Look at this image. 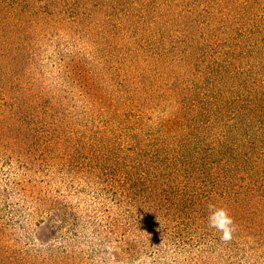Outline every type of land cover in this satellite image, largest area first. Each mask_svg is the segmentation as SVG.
Listing matches in <instances>:
<instances>
[{
	"label": "trees",
	"instance_id": "trees-1",
	"mask_svg": "<svg viewBox=\"0 0 264 264\" xmlns=\"http://www.w3.org/2000/svg\"><path fill=\"white\" fill-rule=\"evenodd\" d=\"M58 25L82 31L83 52L50 43L83 114L23 81ZM0 158L18 168L0 178V264H220L263 245L264 0H0Z\"/></svg>",
	"mask_w": 264,
	"mask_h": 264
},
{
	"label": "rangeland",
	"instance_id": "rangeland-1",
	"mask_svg": "<svg viewBox=\"0 0 264 264\" xmlns=\"http://www.w3.org/2000/svg\"><path fill=\"white\" fill-rule=\"evenodd\" d=\"M81 34H82L81 29L80 30L76 29V30L68 32L66 31V29L61 28L59 25L58 27H48L45 30V32L41 34V36L38 37L40 41L39 44L42 45L41 47H38V48L41 49L42 52L36 55V61L42 62L44 63V65L38 68V63H36L33 65V68L27 67L26 73L23 78V81H26V80H29L30 77H34L35 79L44 81L45 83L47 82V83L53 84L54 87L47 84L49 88H57V87L62 88V90H65L61 92L64 96L63 98L65 102L69 103V106L71 103H73V110L77 114H83V112H81L83 109L82 105L86 103V101L82 102L80 98L74 97V95L78 93V91H75V90H78V87H76L75 84H70L75 89L72 92H71L72 88L69 87L68 84L66 86V81L64 80L65 75L63 76L61 74L62 71L58 69L59 68V61H58L59 56L57 53H54L55 50L54 48L51 47L50 39H51V36H55L56 40L59 38H64L73 44L72 48L82 50L81 48H85V45L83 42L84 39L83 38L81 39ZM87 51H86V54L88 57H90ZM129 59L130 58H126L124 60L129 62ZM122 63L124 64V61H122ZM129 70L130 71H129L128 79L132 81L134 79V70H132L131 68H129ZM40 71L42 73H40ZM109 71L107 70V73ZM87 76L91 78V76H89L88 74ZM115 78H116V81H119V80L124 81L126 78V73L120 72V74L115 76ZM99 84H100L99 88L103 92H105V89H110V88H107V86L104 83L102 84L101 79L99 80ZM154 116H158V113L155 112ZM9 171L14 174H17L18 168L11 170L8 162L4 161L3 158H0V178L5 177L6 173ZM44 236L46 237V234ZM253 240H256V239L243 240L241 250L235 255H233L232 257L228 256L227 258H225V255H224V258L220 260V264H264V244L262 245L260 243H255L253 242ZM82 262L84 264H96L95 260L89 259V257H84ZM203 264H214V260L212 261L210 257H207L204 259Z\"/></svg>",
	"mask_w": 264,
	"mask_h": 264
},
{
	"label": "clouds",
	"instance_id": "clouds-1",
	"mask_svg": "<svg viewBox=\"0 0 264 264\" xmlns=\"http://www.w3.org/2000/svg\"><path fill=\"white\" fill-rule=\"evenodd\" d=\"M207 208L208 227L219 232L222 241H230L238 228L230 208L226 204L214 202H210Z\"/></svg>",
	"mask_w": 264,
	"mask_h": 264
}]
</instances>
